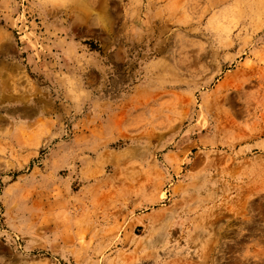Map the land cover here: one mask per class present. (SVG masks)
<instances>
[{
	"label": "rangeland",
	"instance_id": "obj_1",
	"mask_svg": "<svg viewBox=\"0 0 264 264\" xmlns=\"http://www.w3.org/2000/svg\"><path fill=\"white\" fill-rule=\"evenodd\" d=\"M0 264H264V0H0Z\"/></svg>",
	"mask_w": 264,
	"mask_h": 264
},
{
	"label": "clouds",
	"instance_id": "obj_2",
	"mask_svg": "<svg viewBox=\"0 0 264 264\" xmlns=\"http://www.w3.org/2000/svg\"><path fill=\"white\" fill-rule=\"evenodd\" d=\"M54 2H56V3H60V0H54Z\"/></svg>",
	"mask_w": 264,
	"mask_h": 264
}]
</instances>
